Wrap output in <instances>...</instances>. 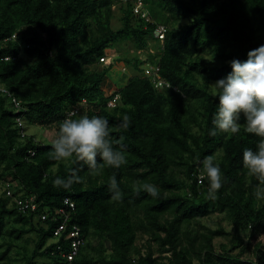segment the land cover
Instances as JSON below:
<instances>
[{"label":"trees","instance_id":"1","mask_svg":"<svg viewBox=\"0 0 264 264\" xmlns=\"http://www.w3.org/2000/svg\"><path fill=\"white\" fill-rule=\"evenodd\" d=\"M142 1L153 22L133 12V0H0V41L18 32L0 44V56L14 57L0 60V82L10 93L0 90V184L10 179L13 194L39 202L35 213H22L0 186L1 264L16 256L25 264H264V247L252 244L264 232V201L253 197L255 178L242 162L243 149L255 148L259 137L243 130L209 134L218 106L211 83L231 71L232 58L246 59L249 49L264 43V0ZM115 10L118 27L112 26ZM159 23L167 25L162 41L153 35ZM125 42L133 49L117 55ZM106 57L111 60L103 65ZM119 61L135 73L107 92L104 80ZM146 63L157 64L170 87H155L143 74ZM115 94L117 101L108 105ZM82 99L79 114L109 118L112 140L127 157L120 168L93 174L81 161H55L51 141L26 133L28 125L58 128ZM124 115L130 117L126 128ZM207 155L215 156L226 177L215 200L208 198L207 176L198 183V162ZM73 168L81 181L70 189L54 185ZM113 174L120 201L108 188ZM145 183L158 185L160 195L137 191ZM65 197L74 209L66 230L54 236L61 219L51 217ZM43 212L44 221L36 216ZM214 212L224 213L230 230L192 229L191 223ZM73 225L84 242L68 261L62 252L69 249L65 236ZM139 234L146 236L141 245ZM216 236L225 241L214 244Z\"/></svg>","mask_w":264,"mask_h":264},{"label":"clouds","instance_id":"2","mask_svg":"<svg viewBox=\"0 0 264 264\" xmlns=\"http://www.w3.org/2000/svg\"><path fill=\"white\" fill-rule=\"evenodd\" d=\"M117 2L112 4L113 9H116ZM144 11L150 18L148 21L153 22L145 7ZM246 55L247 58L243 60L232 58L229 61L231 71L211 83L218 106L212 113L209 134H237L243 130L259 137L255 148L243 149L242 162L249 175L255 178L253 197L264 201V43L249 49ZM129 123L130 117L124 115L121 126L126 128ZM112 132L107 116L78 114L73 109L58 125L56 136L51 141L49 157L55 161H81L93 174H99L105 166L118 169L126 164L127 157L124 146L114 144ZM100 160L103 164L99 163ZM198 163L202 165L201 178L206 175L209 181L208 198L215 200L226 180L221 163L213 155L205 156ZM81 179L79 170L73 168L66 177H55L53 183L70 189L73 183ZM108 188L114 200L123 199L115 174L109 178ZM141 190L154 198L160 195L159 187L154 183L143 184L137 189Z\"/></svg>","mask_w":264,"mask_h":264},{"label":"built area","instance_id":"3","mask_svg":"<svg viewBox=\"0 0 264 264\" xmlns=\"http://www.w3.org/2000/svg\"><path fill=\"white\" fill-rule=\"evenodd\" d=\"M133 10L137 15H140V17H143L146 21L150 20L146 11H144L142 0L134 1ZM166 30H167V26L163 23H159L155 26L153 30V35L155 38L162 41L163 38L165 37ZM17 34L18 32L16 31V32H13L10 36H6L2 38L0 41V44L7 43L10 40H15L17 37ZM150 51L153 52L152 49H150ZM13 58L14 57L10 55L0 56V60H9ZM159 70L160 68L157 64L153 65V64L146 63L143 68V74L144 76H147L152 82V84L157 88L170 87V83L161 77ZM0 90L8 93L1 82H0ZM118 97H119L118 94H115L113 98L108 101V105L110 106L114 105ZM11 98H12L14 105L18 107L19 101L14 97H11ZM85 103H86L85 99H82L78 105H75L69 108L66 111V114L73 109H75L76 112L79 114L81 106L84 105ZM17 123L20 126H23L22 120L18 119ZM24 134L25 132L21 133L22 136ZM31 154H33V151H31ZM201 176H202V173H199L198 183L201 182V179H202ZM14 185H15L14 181L10 179L4 180L0 184L1 188L5 191V195L8 196L12 200V202L14 203L18 211L22 213H35L38 210V206H39V202L36 200L35 196L34 195H23L21 192H18L17 194H13ZM73 209H74V202L70 199V197H65L63 199L62 206L56 209L55 214L51 217L53 220H57V217L61 219L59 221V224L57 225V227L55 228L53 232L54 236H59L63 231L66 230L67 222L70 217V212ZM36 216L39 217L40 220L44 221L47 219L48 214L46 212H43L39 215L36 214ZM65 237L69 239V249L67 251H63L62 255L65 256L68 261H72L77 256L80 245L84 242V239L82 237L81 230L77 225L71 226V228L69 229Z\"/></svg>","mask_w":264,"mask_h":264},{"label":"rangeland","instance_id":"4","mask_svg":"<svg viewBox=\"0 0 264 264\" xmlns=\"http://www.w3.org/2000/svg\"><path fill=\"white\" fill-rule=\"evenodd\" d=\"M120 25H121V21H120L119 16H118V11L115 10V15L112 18V26L118 27ZM121 47H122L121 52H117V55H119V56L123 55L124 49L129 48L131 50V48H132L131 45L128 44V42L122 43ZM152 50H154V49H152ZM110 60H111L110 57H106L102 61L103 62L102 64L106 65L108 62H110ZM134 73H135V71H133L130 67H127L123 61H119L118 64L114 65L113 68L108 72L110 78L113 79V83L116 84V86H121L126 81V79L129 76H132ZM26 133H28V134L34 133L36 136L35 137L36 139H41L44 141H52L56 136L57 127H55V126H44V125L43 126L42 125H33V126L28 125ZM179 174H180V176H184L181 172ZM198 220L199 221H196L197 223H195V222L191 223V227L193 230L197 229L200 232H206L207 228L215 229L217 226H223L227 230L231 229L230 221L224 215L223 212H214L210 215L203 216ZM138 236L139 237L137 238V243L139 245H141L145 241L146 236H143L142 234L141 235L139 234ZM221 240L225 241V239L223 237L216 236L213 239V243L217 244ZM258 241L261 243L262 247H264V232L261 233L260 235H258V237H256L255 239H253L252 244L255 245V243ZM94 242H96V241H94ZM21 244H25L29 249L32 247L33 242L32 241H25V239H22ZM260 254H262L264 256V250H262ZM246 255L252 257L251 251L245 252V256ZM253 256H254V253H253ZM16 257H17V259L14 261H11L10 264H25L23 258H21L20 256H16ZM194 263L198 264L196 259H194ZM0 264H1V262H0Z\"/></svg>","mask_w":264,"mask_h":264},{"label":"crops","instance_id":"5","mask_svg":"<svg viewBox=\"0 0 264 264\" xmlns=\"http://www.w3.org/2000/svg\"><path fill=\"white\" fill-rule=\"evenodd\" d=\"M104 89L107 92H112L113 90H115L117 88L116 84L113 83V79L110 78L109 75L106 76L105 80H104Z\"/></svg>","mask_w":264,"mask_h":264}]
</instances>
